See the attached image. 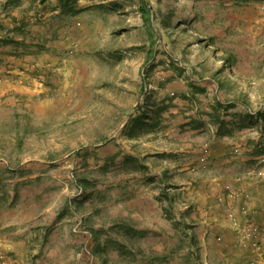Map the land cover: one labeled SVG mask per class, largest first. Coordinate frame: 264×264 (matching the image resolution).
Listing matches in <instances>:
<instances>
[{"label": "rangeland", "instance_id": "374dc122", "mask_svg": "<svg viewBox=\"0 0 264 264\" xmlns=\"http://www.w3.org/2000/svg\"><path fill=\"white\" fill-rule=\"evenodd\" d=\"M45 1L36 29L0 25V235L36 233L31 264H98L97 245L102 264H225L227 233L187 205L223 177L209 122L264 139V0H146L147 19L139 0Z\"/></svg>", "mask_w": 264, "mask_h": 264}, {"label": "crops", "instance_id": "0c3cea01", "mask_svg": "<svg viewBox=\"0 0 264 264\" xmlns=\"http://www.w3.org/2000/svg\"><path fill=\"white\" fill-rule=\"evenodd\" d=\"M12 1L13 0H0V25L4 26V28L7 25L8 28H12V26L18 25L24 20V23L26 24L25 30L27 29V31H31L32 27L36 29V23H38L37 20L40 21L43 19V21H45L47 16L46 14L42 16L41 13L40 15L35 13V11H37V13L40 12L35 7H40L36 4L39 0L36 2L35 0H27L26 4L28 8H31L29 15L34 17H28L22 21H19L20 17H15L17 22H12V17H14V15L12 16L11 14L9 18H6L5 13L3 12V10H7L9 8L13 9L17 6L14 5L15 3L11 4ZM46 3L47 1H45L44 4L46 5ZM16 8L17 7L14 9ZM17 33L18 32H15L13 36H16ZM23 40L27 41V39ZM259 75L263 76V73ZM243 76L251 77V74L241 72L240 77ZM210 78L216 84L217 88H220V90L227 87L229 80L220 77L219 73L212 74ZM234 98L230 102L244 103L246 100L243 97ZM261 117L262 116L260 115L257 122H254V124L259 123L260 127L262 124L264 125V116L262 118ZM220 120H222V118H220ZM230 120L229 126L221 121H218L217 123L211 121V123L209 122L207 124L208 126L212 125L211 134L212 132L219 130L217 135L213 133V135H211V139H207L211 146L213 143V148L215 147L210 160L211 162L209 163L208 173H220V176L223 177H219V179L211 178L206 180L204 183L209 185V189L204 186V189L196 191L197 199L189 202L187 206H192V210L194 211L193 207L198 200L200 203H204V205L208 204V207L204 208V213H199V218L201 220H208L209 222L213 221L214 229L212 230H214V233H217L218 231H224L227 233L226 238L224 239L228 243L222 247L225 248V250L224 253L221 254L222 258L224 257L227 260L225 264H234L235 262L241 264H264L263 256H260L254 251H250L254 254L245 253L241 250L239 251L238 249L233 248V246L230 245L233 239V235L230 237V234L233 232L226 220V216L229 212H232L241 224L246 225L247 223L252 222V224L258 225L264 232V139L260 137V135L253 137L251 129H249V132L246 133L247 130L243 129V124L245 123L244 121L241 123L238 122L237 119L231 118ZM221 125L222 128L227 127L226 135L223 134L225 128L224 130H221ZM234 144H239L245 147L246 154L243 157L233 159L227 156L229 149H231ZM193 153L196 154L197 152L194 150ZM194 161L195 158L191 159L190 163L187 164L189 165L188 168L191 167ZM226 185L230 187L229 190L231 194L228 196L224 194L226 193V191H224V187ZM217 199H219L220 202H218ZM56 230L58 229L56 228ZM19 236H21V234H19L18 231H14L12 234L4 232L3 235H0V255L6 261V264H31L27 262L29 260V254L31 253L30 250H32L31 247H33L29 244V241L35 238L36 233H28V235L24 237V240H21ZM93 259L98 264H102V261L99 260V256H97V254L93 255Z\"/></svg>", "mask_w": 264, "mask_h": 264}, {"label": "bare ground", "instance_id": "6f19581e", "mask_svg": "<svg viewBox=\"0 0 264 264\" xmlns=\"http://www.w3.org/2000/svg\"><path fill=\"white\" fill-rule=\"evenodd\" d=\"M179 21L180 18L178 19L177 22ZM202 160H204V158ZM226 217L231 229L236 234V242L238 249L242 251H254L255 253L264 257V251H263L264 249L262 248L263 244L261 242L262 238L264 237L263 230L256 224H246V225L241 224L238 218L232 212H229ZM217 241L220 242L221 238L217 237ZM234 264H241V263L235 262Z\"/></svg>", "mask_w": 264, "mask_h": 264}, {"label": "trees", "instance_id": "16d2710c", "mask_svg": "<svg viewBox=\"0 0 264 264\" xmlns=\"http://www.w3.org/2000/svg\"><path fill=\"white\" fill-rule=\"evenodd\" d=\"M42 4L45 2V0H39ZM58 1V4H59V7L62 8V9H65V10H68L70 11L72 9V3L75 1V0H57ZM139 12H140V15L147 19V9L145 6H147V3H146V0H139ZM180 17L177 16L176 19L178 20ZM169 20L166 19L165 20V23L166 24H169L168 23ZM182 22V20L180 19V21L177 23V24H180ZM23 27H25V24H24V21H22L21 23H19L18 25H16L13 29L15 30V32H18V30H21L23 29ZM124 227V226H123ZM121 227V228H123ZM125 232L127 233H130L129 230H127V227L124 229ZM98 245L96 247V252L98 253L97 256L101 257L103 253L99 252V249H98ZM103 251V250H102ZM95 252V253H96ZM104 260V259H103ZM106 262V260L104 261ZM147 262L146 264H149V261H145Z\"/></svg>", "mask_w": 264, "mask_h": 264}]
</instances>
